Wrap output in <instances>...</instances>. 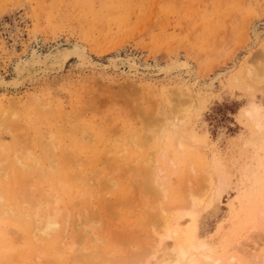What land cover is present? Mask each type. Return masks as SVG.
Returning <instances> with one entry per match:
<instances>
[{
    "label": "rangeland",
    "instance_id": "374dc122",
    "mask_svg": "<svg viewBox=\"0 0 264 264\" xmlns=\"http://www.w3.org/2000/svg\"><path fill=\"white\" fill-rule=\"evenodd\" d=\"M263 30L264 0H0V77L6 81L9 82L14 76L11 67L17 60L27 59L35 50L42 56L58 43L70 46L75 44L84 49L87 57L90 56L89 61L82 63L84 67L77 65L79 61L73 56L65 62L64 70L59 73L51 72V75L39 76L34 81L24 80L17 86L0 87V108L9 106L6 108L8 116L9 110L14 107L11 110L16 115L15 118L11 117L16 121L13 122L15 125L10 122V118L9 123L13 126L9 124L7 127V124L8 129H0V140L4 145L0 159L3 154L12 158L14 154L25 156L30 152L40 160L42 168L50 164L47 162H51L48 156L52 162L65 163L58 175L46 176L41 183L37 182L36 174L32 176L27 172H17L22 177L21 180L27 181H23L24 184L32 183L29 187L26 185V189L20 181L25 191L30 188L33 194L35 190L32 196L37 197L39 193L41 196L53 198L55 195L53 199L58 198L56 202L61 205L62 214L69 216L67 224L64 223L67 216H63L61 231L65 235L61 232L58 237L63 246L69 247L70 244L72 246L81 241L78 242V247L83 245L82 250L88 248L83 240L71 238L80 232L81 226L77 223L82 221V211L87 210L97 220V243L104 241L102 246L97 244L98 248L101 246L100 252L108 255L113 250L115 256H118L125 254L126 250L129 252L136 248V243L132 241H140L141 238L136 232L140 230L139 233L142 234V230H146L142 223L147 210L144 208L152 207L153 204L155 207L157 204V201L151 202L147 193L141 192V186H138L142 182L139 164L150 154L155 165L159 166V171H164L159 172V177L167 179L168 176V182H163L166 199L161 200L166 205L167 201L169 206L175 205V195H181L182 190H186L184 181L190 178L194 168L204 170L210 176L212 174L213 180L220 181V191H217L208 209L198 217L196 226V238L203 242L207 255L218 261L216 264H233L229 263L230 256L238 258L241 264H250L253 259L250 255L253 254H248L247 251L250 253L249 248L259 246L258 243L263 248L260 247L255 255L258 252L263 254L264 239H256L258 242H254L247 227V223L251 225L253 208L264 205V128L256 126L264 125V74L261 72L262 76L260 73V78H263L261 81L255 79V83L253 80L259 66L262 65V70L260 67L259 69L264 72V56L261 57L264 55ZM118 55L133 60L138 72L125 68L114 70L108 64V59ZM171 61H176L179 66L176 70H167L169 74L165 73L164 70ZM244 70L247 78L251 79L253 76V82L245 80L246 76L242 75ZM177 84H180L181 92L176 89L179 88ZM182 88L192 94L199 93V102L194 100L197 98L195 95L192 101L186 95L183 99L180 98ZM175 90L179 93V97H175L181 100H176L173 96ZM11 102L14 105H9ZM36 102L45 108L44 114L42 113L44 118L39 125L33 122L35 117L32 110H35L33 105H37ZM177 104L179 107L183 105L191 108L188 111L191 124L193 123L194 147L191 146L192 149L184 156L172 145L176 132H169L165 139L162 138L164 144L157 139L159 130L172 129L170 122H173L177 113H174V107L172 110L170 108L172 105L177 107ZM180 108L177 107L176 111ZM257 108L261 112L256 114V119L249 120V116L245 114L255 113ZM169 109L173 114L171 111L167 114ZM162 115L171 118L166 121L168 118L165 119L166 116L164 118ZM179 117L177 115L174 119L178 120ZM129 134H136L137 142L145 141L142 145L137 143L142 148L140 153L145 155L144 159L140 160L138 153L135 157L131 155L132 145H128L127 153L121 155ZM12 140L17 146L11 144ZM15 150L19 153L14 152ZM109 152L119 157L109 156ZM106 157L111 159L109 163L106 162ZM134 167L140 176L135 175ZM93 168L98 170L97 176L101 172L102 180L98 176V184L96 181H91L90 185L86 182H72L74 171L86 170L87 173ZM250 172L252 176H249ZM8 174V180L13 176L16 178V172ZM65 174L70 179H66L67 184L60 186L58 177ZM102 175H110L112 183L108 182L111 181L109 177L103 179ZM250 177L253 178L251 181ZM11 181L12 179L3 186L0 185V188L5 185L7 187V200L3 204L23 206L22 193L19 195L18 191L23 192V197L24 189H21L18 180L15 184L18 188ZM15 191L22 199H19L20 202L17 201L19 197L12 193ZM29 194L30 192L26 195ZM168 197L174 199L170 200ZM251 204H254L253 208ZM242 206H246L244 210ZM63 211H67V214ZM76 213L81 215L80 219ZM73 222L78 226L73 227ZM1 230L7 232V243L13 247L5 264L44 263L41 256L36 257L35 253L42 247L41 244L33 238V234L21 220L3 213L0 218ZM69 230H72L71 236ZM75 230L79 232L74 233ZM123 233L129 240L132 239V244ZM143 234L141 240L147 235L146 232ZM245 234L249 237H244ZM242 236L243 240L250 238L252 244L248 243L249 239H245L244 243L240 242ZM76 238L78 240L72 242ZM120 238L123 242L117 243ZM239 242L245 246H240ZM238 246L245 250L242 251ZM86 249L83 251L89 252ZM245 253L250 258L243 256ZM34 257L40 261H34ZM245 257L251 261L243 262ZM62 260L57 264H72L69 258ZM196 261L198 264H208L201 258ZM45 263L51 264L47 261Z\"/></svg>",
    "mask_w": 264,
    "mask_h": 264
},
{
    "label": "bare ground",
    "instance_id": "6f19581e",
    "mask_svg": "<svg viewBox=\"0 0 264 264\" xmlns=\"http://www.w3.org/2000/svg\"><path fill=\"white\" fill-rule=\"evenodd\" d=\"M35 51L31 52V54H29V56H28L27 59H23V60H20L19 59V61L17 60V62L14 61L15 63L11 67L14 76L11 78V80L9 82L6 81L4 78L0 77V87L8 86V85L17 86V85H19L20 82H22L24 80H26V81L28 80V82H29L30 80H33V79H35V78H37L39 76L48 75L51 72H53L55 74H56V72L59 73V71L63 69L65 62L67 60H69L73 56H75V58H77V61H79V63H76V64L77 65L79 64V66H83L84 67L85 65L82 64V63L89 61L88 58L90 57V56L89 57L86 56L87 54L84 52V49L82 47H78L75 44L70 46L69 44L60 45L58 43L57 45L52 46L51 49H49L48 52L46 54L42 55V56L41 55H38V53H36ZM263 56L264 55H261V57H263ZM251 59H250V61H251ZM108 60H109L108 64H110L113 69L115 68V69H118L119 70L120 68H125L128 71L129 70H133L136 73L138 72V68H137L136 64L134 63L133 60H131L129 58L120 57L118 55V56H115V57H111ZM261 61L262 60H260V62ZM90 63H91V61H90ZM262 63H264V62H262ZM262 63H260V64H262ZM91 65H92V63H91ZM91 65H89V66H91ZM178 66L179 65H178V63L176 61H171V63L168 65V67H166V68L164 67L165 70H164V68L162 70H164V72L166 73V72H168L167 70H171V69H174V68L176 70V68ZM261 66H259L260 69H261ZM253 67L255 68V66H253ZM256 67H258V66H256ZM259 67H258V70L260 72L258 70H257L258 72L256 71L257 72L256 75H258L259 78H256L257 77L256 75H255V78H253V76L251 77V79L253 78V80L255 81V83H257L255 79H260V81H261V78H262V76L264 74V72L261 71L262 69L260 70ZM121 72H125V71H121ZM144 72H146V71H143V73ZM244 73H245V75H244ZM244 73L242 75L243 76H246L245 70H244ZM260 73L262 74L261 78H260V75H261ZM168 74H169V72H168ZM23 75H25V76H24V78L21 79V77ZM247 76L244 77L245 80L248 79L249 81H251V79L247 78ZM20 79H21V81H19ZM41 80H43V79H41ZM251 82H253V81H251ZM22 83H20V84H22ZM177 85H179V88H176V89L177 90L180 89V92H181L180 84H177ZM12 86H10V87H12ZM175 86H176V84H175ZM211 86H212V84H211ZM183 88H182V94H183V96L180 93L181 94L180 95L181 96L180 98H182V97H184V95H186L187 97L189 96L190 97V100L192 101L193 98L197 97L194 100L197 99V102H199L198 101V95H199V99L201 98L199 93L198 94L197 93L196 94H192L188 90L187 91H183ZM177 90H175L176 93L174 95H173V93L175 91L172 93V95L174 97L179 94V93H177L178 92ZM192 92H193V90H192ZM194 95H195V97H193ZM34 97H36V96H34ZM178 97H179V95H178ZM178 97H175V98H177L176 100L180 99ZM29 100H30V98L28 99V102L26 101L27 103H29V105L27 104L28 107L30 106ZM176 100H172V101H176ZM35 101H36V99H35ZM184 101H185V99H184ZM11 103L9 105H14L13 103L12 104ZM36 103H33V104H36ZM177 103H179V102H177ZM181 103L183 104L184 102H181ZM184 104H186V103H184ZM177 105H178L177 106L178 108L181 107L177 111H176V108L177 107H175L173 105H172V107L170 109L172 110L173 107H174L175 109H173V111H174L175 114L177 113L176 116L174 114V115H172V117H174V116L177 117V115H178V117L180 115V117L178 118V120H177V118L174 119L175 118L174 117L173 118V122L172 121L170 122V126L172 127V129L170 131L168 129H161V130H159V132H158L159 135H158V138L157 139H159V142H162L161 139L162 138L165 139L167 137V135H168L169 132H173V131L176 132V136L173 138L174 141H173V144L172 145H173V147H174L175 150L177 149L178 152L184 156L188 150L192 149L191 146H192V142L194 141V134H193V131H192V124L193 123L191 124V121L192 120L189 119L190 117H189V111H188L191 108L188 109V108H186L188 106L185 107V106L181 105L179 107V104H177ZM4 107L2 109L0 108V113H1L0 114V129L2 127L3 128H7L8 126H10L9 124H11V123L14 124L16 122L15 120H13V118H11V117H14L15 118V116H16L14 114L15 112L14 111L12 112V110H13L14 107H12V108L10 107L12 109V110L10 109L11 110V113H10V110H9L8 116H10V117L6 116V110L9 108V106H7L8 108L7 107L4 108ZM28 107H26V110H27ZM33 109H35V110H32L33 111V114H34V117H35V120L33 122H34V124L39 125L42 122V119L44 118V116L42 115V113L44 114L43 111L45 110V108L44 107H40V104L37 103V105H33ZM46 109H47V105H46ZM170 109L168 110L167 114L170 113V111H171ZM259 110L257 108L255 110V113L245 114V115L246 116H249V118H248L249 120L250 119H256L257 118V115L256 114H258L259 112H261ZM28 111H30V110H28ZM173 111H171V114H173L172 113ZM179 113H181V114H179ZM246 113H249V112H246ZM165 116H166V118H165ZM165 116H163V117L165 119H167L168 116L167 115H165ZM10 118H11V121H10L11 123H9V120H8ZM170 118H168L166 121H168ZM16 120H17V118H16ZM161 120H163V118H161ZM175 121H177L176 124L174 123ZM12 124H11V127L13 126ZM160 124H162V123H160ZM6 125H7V127H6ZM145 126H147V124H145ZM256 126L257 127H263L264 128V125L263 126L256 125ZM11 127H9V129H11ZM7 129H5V130H7ZM146 130L147 129H145L144 131H146ZM146 132H148V130ZM262 132H264V131H262ZM136 136H137L136 134H129V135H127V140L124 142V144H126V145H125L124 149L121 150L120 153H121V155L123 153H127V148H129L128 145H132L133 146V150L130 149V151L132 153L131 155H133L135 157L137 155V153H138V158L141 160V159H144V156L145 155L143 153H140V152H142L141 151L142 148L139 147L137 143H140L142 145L145 141L140 140V142L139 141L137 142L138 137H136ZM144 140H145V138H144ZM13 141L14 140H12V143L11 144L14 145V146H17L16 143H15V141L14 142ZM192 147H194V146H192ZM3 148H4L3 141L0 140V150H1L0 154L2 153V151H4ZM169 151H171V150H169ZM14 152L19 153L18 150H15ZM139 154H141V155H139ZM161 154H163V153H161ZM180 154L178 156H180ZM110 155L113 156L114 158L119 157V156H116L115 157L114 155H112L109 152V156ZM5 156L6 155L3 154L2 158L0 159V185L3 186V184H6V182H9L11 179L14 182L13 185H15L16 182H17V180H18L19 184L21 185L20 186L21 189L22 188L24 189L25 195L22 197L23 192L22 191L20 192V190L18 191L19 192V195H20V193H22L21 194V198H23V203H21V204H23V206H21L19 204L18 207L17 206L14 207V205H12L11 203H10L11 205L10 204L9 205L7 204L8 205L7 206L6 204H3L7 200V197H6L7 196V194H6V191L7 190H5V188L7 189V187L5 185L4 188H0V218H1V216H2L3 213L4 214L9 213L11 216L17 218V220H21L22 223L25 224L27 230H30V232L33 234L32 235L33 238H35L41 244V246H42L40 249L36 250L35 253L37 255L36 257L39 256V258H40V256H41L40 259H42V262H44V263L47 261V263H50L51 262V264H57V263L62 262L63 261L62 259H64V258H69L71 260L70 262H72V264H198L197 261H196V259H199V258H201V260H203L204 263L205 262H208V264H209V262H212L213 264H216L218 262V261L213 260L209 255H207V250H205L206 248H205L203 242H201L200 240H198L196 238V226H197L198 217L204 211H206L208 209V207L210 206L213 198H215V196L217 195V193H218L217 191L218 190L220 191V189H221L220 187H222L219 184L220 183L219 180H217V179H216L217 181L216 180H213L211 178L212 174L210 176L204 170H196V168H194V169L191 170L192 175L191 176L189 175L190 178L189 179H186V181H184V182H186V183H184L185 186H186V190H182V194L181 195H179V193L177 195H175V197H176V201H175L176 203H175V205L169 206V201H167V204L168 205H166V203H164V202L162 203V201H161V200H165L166 199V196H165V194H166V192H165L166 191V188H163V185H164L163 182H164V180H166L168 182V180H167L168 179V176H167V179H166V177H161V178L159 177V172H160L159 169H158L159 166H156L155 165V162L153 161V159H151V158H153L152 155L149 154L148 157L146 159H144V161H142V163L139 164L141 166L140 170L142 172L141 173L142 182L140 181L141 183L139 182V184H141V185H138L139 187L141 186V188H140L141 189V192L143 191L144 193H147V195L149 196L148 199H150L151 202L152 201L153 202H156L157 201V204H155L156 205L155 207L153 206L154 205L153 204L152 207H148V208L145 207L144 208V209H147V210H146V213H145V216H144V220L142 221V223H143L144 227L146 228V230L145 229H144L145 231L142 230V234H143V232H146V234H147L146 237H145L146 240L145 239L144 240L143 239L141 240V238H143L144 234L143 235L140 234L139 233L140 230L139 231L137 230L138 233L136 232V235H138L139 238L141 237L140 238V241L141 242L140 241H137L136 238H135V240L137 242L136 241H132L131 238L129 240L128 239V236L126 237L124 235V233H123V235L125 236V238L127 240H129L131 244H132V242L133 243L134 242L136 243V248L134 250H132V249L129 248L130 249L129 252H128V250H126L125 254L121 253V255L115 256V252L112 250V247H111V250L113 251V253L111 251V253H109L110 255L109 254L108 255H105L104 254L105 252L104 253L103 252H100L99 249L101 248V246L104 243V241H102L100 243L101 246H100V248H98V245L97 244H99V243H97V241H98L97 239L98 238H96V232H95L96 231V228L98 229V227H96L97 226V220L95 221V218L92 216V214L88 213L87 210L82 211V213L84 212L82 214L83 216L80 215L81 218H82V221L80 220L79 223H77V224H79L81 226V227H79V229H81L80 232L78 231L79 233L76 231L77 228H73V227H77L78 225L76 224L77 225L76 226L74 224L75 222L72 223V224H74V226L72 227V229L73 230L76 229L75 230L76 232L75 231H73V232L74 233H78V234H75L74 237H71V238L77 237V238H79V240L80 239L83 240L85 242V244L87 245L86 247H88L87 249L86 248H84V249L89 250V252L83 251L84 249L83 250L81 249V247L83 245L81 247L80 246L78 247V245H79L78 242H81V241H77L78 240L77 238H76V240L74 239L75 241H72L74 243L77 241V243H75L74 245L72 244V246H70L71 245L70 244L69 247L68 246H63V242L58 240V237H60L61 232H62L61 231V227H62V224L64 222V218L67 216L65 218V220L66 219L68 220L69 216L68 215L64 216L65 214H62L61 205H57V202H56V199L58 201V198L53 199L55 197V195H54L53 198L52 197L50 198L47 195L41 196L38 193V195L40 197L39 196L34 197L32 195L34 194V191L35 190H33V194H31V190H29L30 188L28 189L29 191L28 190L27 191L30 192L31 195L30 194L29 195H26V194H28V192L25 191V190L27 189V186L29 187V185H31L32 183L29 184V182H28L29 185H27V183L24 184V182L26 180H21L22 177L19 176L20 174H17V172H22V173L23 172H27L29 175L36 174L35 176H36L37 182L38 181L40 182L46 176H49V175L51 176L52 174H55V176L58 175V173L60 171V168H62L63 167V164H65L64 162L63 163H60L59 161L52 162V159H50V157L48 156V160H51L52 163L50 161H47L50 164L48 163L49 164L48 166H46L45 168H42L40 166V162H39L40 160L38 161V159L36 157H34V155L32 153H30V152H27L25 154V156H23V155H18L17 156L16 154H14V156L12 158L9 157L8 155H7L8 157L7 156L5 157ZM187 157H189V156L187 155ZM110 160L111 159H107V157H106V162L107 163H109ZM115 162L117 163V161H115ZM169 162H170V160H169ZM155 166L157 167V169L155 168ZM188 166L191 167V165H188ZM136 168H137V166H136ZM77 170H78V168H77ZM135 170L136 169L134 167L133 172H136L137 171V170L136 171ZM252 171H253V169L251 170V172ZM15 172H16V174H15ZM74 172H73L74 173V177H72L73 175L72 176L70 175V177H72V179H73L72 182L75 181V182H78L79 184L86 182V183H89V185H90L91 181L93 183H95L94 181H96V184H98L97 183L98 176L100 177V173H101L99 171V175L97 176L98 170L95 169V168L91 169L87 173H86V170H84L83 172H82V170H80V171H74ZM161 172H164V171L162 170ZM251 172L249 173V176H252ZM8 173H10L11 175L12 174H15L16 178L14 179V176H13V177L9 178L10 180H8V178H6V175H9ZM69 174H70V172H69ZM136 174H138L140 176L139 173L136 172L135 175ZM109 176L110 175H104L103 176V179H105V177L107 179ZM19 177H20V179H19ZM23 178H25V176ZM3 179H4V181H3ZM46 179L49 180V178H46ZM66 179L67 180L70 179V178H68V175L67 174H65L63 176H60V178L58 177V182H60L59 183L60 186L61 185H65L64 183H66ZM100 179H101V177H100ZM249 179L248 180L251 181V179H253V178L250 177ZM110 180H111V178H110ZM20 181L25 186L27 185L25 187L26 189L24 188L23 184ZM87 181H89V182H87ZM105 181H107V180H105ZM218 181H219V183H218ZM34 182L35 181H33V183ZM58 182H57V184H58ZM102 182H104V180ZM108 182H111L112 183V180L111 181H108ZM46 183H48V182H46ZM51 185H52V182H51ZM76 185H78V184H76ZM254 185L255 184H253V186ZM16 186L17 185H15V187ZM45 186H47V185H45ZM217 186H219V187H217ZM258 186H261V185H258ZM34 187H35V185H34ZM16 188H18V187H16ZM44 189H46V188H44ZM250 190H251V188H250ZM16 191L15 192H12V193H14L13 195H15V194L17 195ZM2 193H3V195H2ZM172 193H174V192H172ZM35 194L37 195V193H35ZM13 195H12V197H13ZM19 195H17V196L19 197ZM49 195L51 196L52 194L49 193ZM169 195H170V193H169ZM3 198H5V200H3ZM19 199H20V197L18 198L17 201H19ZM169 199L171 200V199H174V198L171 197ZM14 200H15V198H14ZM21 200L22 199H20V201ZM254 203H256V202H254ZM252 205H254V204H251V207H252ZM258 205H259V203H258ZM86 207H87V205H86ZM244 207H246V206H244ZM244 207H243V210H244ZM94 209H96V208L94 207ZM64 210H66V209H64ZM63 213H66L67 214V211L66 212L63 211ZM76 214L78 215V213H76ZM77 215H76V217L75 216L74 217L77 218ZM63 216H64V218H63ZM80 216L78 215L79 219H80ZM250 218H251V225H250V223H247L248 224L247 227H248V229L251 232V233L250 232L248 233V234H251V235H249L250 238L255 239L254 242L257 241L256 239H258V241H260L259 239H261V241H262L264 239V205L262 207L261 206H255L253 208L252 212H251V217ZM79 219H77V220H79ZM67 220L64 222L65 224H67ZM68 223H69V221H68ZM244 223H242V225ZM66 226H65V228H66ZM240 226H241V224H240ZM66 230L67 229H65L64 231L66 232ZM134 232L135 231H133V233ZM71 233H72V230L69 233L70 236H71ZM238 233H239V231L237 232V234ZM62 234L65 235L64 232H62ZM237 234H236V236H237ZM66 236L68 237V235H66ZM120 236H121V234H120ZM245 236L246 237H249L247 234H245L244 237ZM131 237L134 238V237H137V236H131ZM227 237H225V238H227ZM116 238H118V237H116ZM122 238H123V236H122ZM122 238H120L121 239L120 242H118V241H116V242L117 243H122L123 242V239H124V238L123 239ZM139 238H138V240H139ZM220 238H221V236H220ZM250 238H245V239H249L247 241H249L248 243L251 245L252 242H250ZM8 240H9V236H8L7 232H5L4 230H1L0 231V264H5L6 257H7V255H9L11 249L13 248V247H11V245L9 243H7ZM244 240H243V236H242V239L240 240V242H243ZM240 242L238 244L241 246L244 242L242 244H240ZM130 243L128 242L129 245H130ZM231 243L233 244V242H231ZM245 243H247V242L245 241ZM125 244H126V246L128 245L127 243H125ZM125 244H124V247L126 248ZM75 245H77V246H75ZM108 245H109V243H108ZM258 245L259 246H256L254 248H251V249L249 248V250L251 252H253V253H251V252L249 253L247 251L248 254H253V255H250V256H253V257H251V258H253V259H251L252 261L249 260V259L246 260V257L247 258L248 257L250 258V256L246 255L247 253H245V255L241 254L243 256H246L245 259H242L241 258L243 260V262H244V260H246V261H251L252 264H253V261H254V264H264V252H263L264 249L261 252L263 254H258L259 253L258 252L257 255H255L256 254L255 252L258 249L263 248V245H260V243H258ZM36 246H38V245H36ZM244 246H242V247H244ZM76 247H78V248H76ZM106 247L107 246H105V248ZM80 249H81V251H80ZM102 249H104V248H102ZM232 249H234V248H232ZM243 249H241V250L243 251ZM108 250L110 251L109 248H108ZM122 250H124V249H122ZM211 250H213V249H211ZM241 250H239V252ZM117 252H119V251H117ZM236 252H238V251H236ZM33 255L35 256L34 253H33ZM254 255H255V257H254ZM211 256L213 257V255H211ZM34 259H35L34 261L37 260V258H35V257H34ZM32 260H33V257H32ZM218 260H219V258H218ZM38 261H40V260L38 259L36 262H38ZM44 263H41V264H44ZM221 263H223V262H221ZM229 263L241 264L242 262H240L238 260V258L231 257L230 256ZM247 263H249V262H247ZM35 264H37V263H35Z\"/></svg>",
    "mask_w": 264,
    "mask_h": 264
}]
</instances>
